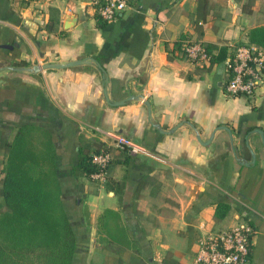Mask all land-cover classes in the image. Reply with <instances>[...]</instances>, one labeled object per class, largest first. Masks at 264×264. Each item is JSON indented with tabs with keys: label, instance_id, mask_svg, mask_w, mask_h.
I'll list each match as a JSON object with an SVG mask.
<instances>
[{
	"label": "crops",
	"instance_id": "0c3cea01",
	"mask_svg": "<svg viewBox=\"0 0 264 264\" xmlns=\"http://www.w3.org/2000/svg\"><path fill=\"white\" fill-rule=\"evenodd\" d=\"M263 23L264 0H135L111 21L90 0H0V180L18 129L40 157L51 147L73 235L66 264H193L201 237L243 220L255 228L249 264H264V81L251 95L226 90L231 44ZM180 36L181 48L227 56L193 60L175 49ZM133 94L152 119L141 99L109 102ZM107 131L149 153L111 145ZM99 144L111 147L103 183L78 168ZM15 259L0 239V264Z\"/></svg>",
	"mask_w": 264,
	"mask_h": 264
},
{
	"label": "trees",
	"instance_id": "16d2710c",
	"mask_svg": "<svg viewBox=\"0 0 264 264\" xmlns=\"http://www.w3.org/2000/svg\"><path fill=\"white\" fill-rule=\"evenodd\" d=\"M99 20L101 18L98 17ZM59 19L51 16L46 23L49 31L58 29ZM249 42L264 47V23L247 31ZM180 36L175 49L187 56L180 47ZM209 62L223 60L226 47L205 43ZM7 159L0 180V239L9 254L17 256V264H66L72 249V230L62 209L59 186L49 147V160L40 157L25 141V132L18 129L7 144ZM111 147L99 144L86 152L78 164L83 174L96 170L92 154ZM218 205L216 214L224 213Z\"/></svg>",
	"mask_w": 264,
	"mask_h": 264
},
{
	"label": "built area",
	"instance_id": "2783aa9c",
	"mask_svg": "<svg viewBox=\"0 0 264 264\" xmlns=\"http://www.w3.org/2000/svg\"><path fill=\"white\" fill-rule=\"evenodd\" d=\"M47 2L50 0H28ZM101 20L111 21L132 5L135 0H90ZM232 52L227 58L229 78L226 90L233 95H251L264 81V47L256 43L231 44ZM182 49L187 57L198 61H209L210 54L201 41H185ZM111 145L129 153H149L147 147L132 138L107 131ZM111 153L99 150L92 154L96 170L90 176L103 183L108 175ZM254 226L240 221L223 230L210 231L200 238L193 264H249Z\"/></svg>",
	"mask_w": 264,
	"mask_h": 264
},
{
	"label": "water",
	"instance_id": "95a60500",
	"mask_svg": "<svg viewBox=\"0 0 264 264\" xmlns=\"http://www.w3.org/2000/svg\"><path fill=\"white\" fill-rule=\"evenodd\" d=\"M65 26L67 27L68 24L65 23ZM91 59L93 60V58L84 57V58H79V59H75V60H70V61L64 62V63H60V62H44L42 64L36 63V64L31 65V66H16V67L12 66V68H14L16 70L37 71V70H40L41 68L65 67V66H70V65H74V64L83 63V62H89ZM94 61L97 64V66L102 70L103 77H104V83H106L107 80H108V77H107V74H106V71H105L104 67L102 66V64L98 60L94 59ZM104 95H105L106 98H108V93H107L105 85H104ZM132 98L141 99V100L144 101V103L147 105V108H148V115L152 119L151 109H150V102L148 101V99L144 98L141 94H133V95H129V96L123 98V99L113 100V101L110 100L109 102H112L114 104H122L126 100H129V99H132ZM197 136L199 137L198 132H197Z\"/></svg>",
	"mask_w": 264,
	"mask_h": 264
}]
</instances>
